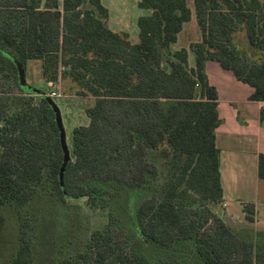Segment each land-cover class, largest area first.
Instances as JSON below:
<instances>
[{
	"label": "trees",
	"instance_id": "16d2710c",
	"mask_svg": "<svg viewBox=\"0 0 264 264\" xmlns=\"http://www.w3.org/2000/svg\"><path fill=\"white\" fill-rule=\"evenodd\" d=\"M137 6L146 13L134 42L109 27L101 0H0V216L14 223L0 264H38L41 216L59 207L75 222L80 206L68 200L79 199L106 220L79 247L70 230L46 240L51 264H264V230L216 211L218 95L204 68L217 61L264 102V0H193L194 66L188 49L173 48L191 17L187 0ZM28 59L43 60L47 79L60 64V77L90 97L62 184L53 110L19 83L15 62L24 69ZM257 175L264 182L263 153ZM242 211L254 222L252 202Z\"/></svg>",
	"mask_w": 264,
	"mask_h": 264
},
{
	"label": "rangeland",
	"instance_id": "374dc122",
	"mask_svg": "<svg viewBox=\"0 0 264 264\" xmlns=\"http://www.w3.org/2000/svg\"><path fill=\"white\" fill-rule=\"evenodd\" d=\"M138 0H101L102 4L111 12V20L109 27L116 31H126L129 34L131 41H138L136 19L139 14L146 13L145 10L139 9L137 6ZM188 6L194 11L193 0H187ZM195 22V20H194ZM185 24L183 31L180 32L179 39L173 44V48H178L192 41L198 36V25ZM242 37V33L239 34ZM190 43V42H189ZM190 57L193 60V53L190 52ZM42 59H28L25 62L24 81L26 90L37 89L42 91L45 96L55 90L59 96L53 98L60 109L62 123L65 130L66 143L71 150V131L72 128L79 125H86L88 117L85 114V108L90 103V97L85 95L79 86L72 82L69 78L62 79L60 71L62 66H58V74L55 79H47L43 74ZM4 87L11 88L9 83H5ZM12 94L19 95L20 91L13 87ZM34 101H37L38 96L33 95ZM230 184L224 182L226 199L218 203L216 211L221 214L222 218L229 224L236 227H249L253 229L264 230V211H260L257 220L248 222L244 217L240 201L251 202L259 199V192L262 190L263 182L257 179L253 170L249 167L244 170L243 175H239L236 179H231ZM259 197V198H258ZM71 204L80 206L78 215L68 219L67 211L57 208L54 213H47L41 216L42 224L40 225V235L43 245L38 249V264H51L48 260L51 250L44 246L45 241L56 240L61 238L67 230L72 231L75 238V245L81 246L86 235L94 229H99L106 220L103 212L90 209L85 204V199L68 200ZM14 232V223L11 217L0 216V250L4 249L7 242L12 238Z\"/></svg>",
	"mask_w": 264,
	"mask_h": 264
},
{
	"label": "crops",
	"instance_id": "0c3cea01",
	"mask_svg": "<svg viewBox=\"0 0 264 264\" xmlns=\"http://www.w3.org/2000/svg\"><path fill=\"white\" fill-rule=\"evenodd\" d=\"M111 16L108 9V25ZM194 20L196 22L194 11L191 9L188 24L194 25ZM199 40L200 32L198 31V36L189 42ZM189 42L176 49L181 47L188 49V64L194 66V58L192 60L190 57ZM204 68L209 84L215 87L218 95L216 109L220 122L215 128V141L220 151L219 169L223 200H227L224 182L232 183L231 179L243 175L247 167L253 170L259 181L263 182L257 175V157L259 153L264 154V120L260 121V113L264 112V102L249 100L252 86L238 80L232 71L223 68L217 61L207 60ZM262 187L259 192L260 201L259 199L251 201L255 207L254 221L257 220L259 212L264 211V186ZM242 203L246 201H240L241 206Z\"/></svg>",
	"mask_w": 264,
	"mask_h": 264
},
{
	"label": "water",
	"instance_id": "95a60500",
	"mask_svg": "<svg viewBox=\"0 0 264 264\" xmlns=\"http://www.w3.org/2000/svg\"><path fill=\"white\" fill-rule=\"evenodd\" d=\"M15 64L17 67L20 86L26 90L25 81H24V69L19 62L16 61ZM46 100L48 101V103L50 104L53 110L55 123L59 131V142H60V146H61L62 153H63V159H62V163L59 169V180H60V183L62 184L63 173L65 170L66 164L68 163L70 159V151L66 143L65 130H64L63 123H62L60 109L51 97L46 96Z\"/></svg>",
	"mask_w": 264,
	"mask_h": 264
},
{
	"label": "built area",
	"instance_id": "2783aa9c",
	"mask_svg": "<svg viewBox=\"0 0 264 264\" xmlns=\"http://www.w3.org/2000/svg\"><path fill=\"white\" fill-rule=\"evenodd\" d=\"M47 96L51 97V98H55V97H58L59 94L55 91V90H51Z\"/></svg>",
	"mask_w": 264,
	"mask_h": 264
}]
</instances>
